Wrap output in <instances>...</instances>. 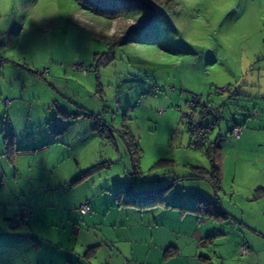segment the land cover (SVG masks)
<instances>
[{"label":"rangeland","instance_id":"obj_1","mask_svg":"<svg viewBox=\"0 0 264 264\" xmlns=\"http://www.w3.org/2000/svg\"><path fill=\"white\" fill-rule=\"evenodd\" d=\"M134 1L114 0L112 6L102 4L106 10L100 8L97 12L104 11L106 15L88 8L83 10L76 0H11L7 13L10 23L6 29L0 28L2 33L10 29L12 42L5 51L21 68V71L12 69L5 78L0 72L3 94L0 100L10 99L7 95L12 93L7 82L10 75L18 79L14 85L19 91L24 85L26 90L34 89L36 85L46 86V95L68 97L84 107L83 111L99 114L114 127L106 138L99 137L102 144L97 145L92 140L95 134H84L85 127H80L81 133L78 134L74 127L76 123H72L66 140L72 148L77 151L79 148L80 165L56 167L55 172L63 171L62 177L69 182L55 190L52 214L43 220L38 230L41 237L48 239L50 246L62 248L60 257L67 255L68 258L69 255L68 259L77 264H105V254H93L89 248L93 241L89 237L86 246L76 244L78 236L66 228L59 204L65 207L67 217L75 216L73 222L79 227L85 228L89 224L78 215L69 213L68 201L60 202L61 196L66 197L74 192L76 184H82L89 192L94 188L103 195L106 200L104 208L114 196L118 197L116 204L122 207L121 212L129 213L130 223L150 226V230L155 226L162 228L163 223H155L153 219L160 216L162 210L174 220L175 212L180 213L179 208H164L163 204L157 203L156 190L166 188L162 196L167 205L192 207L198 197L217 200L213 186L201 178L197 169L210 168L206 152L189 147L190 134L184 116L189 110L187 104L193 94L208 92L204 100L214 101L223 117L215 131L226 133L225 122L229 125V114L239 112H231V100L225 99L224 106L220 104L225 91L217 94L215 87L227 85L230 88L229 84L234 85L235 81L264 86V19L257 20L255 10L247 8L248 14H245L244 4L241 5L240 1L239 5L233 4L236 0ZM128 2L132 5H127ZM34 4L48 18L24 31L21 21ZM118 9L124 13L114 17ZM152 26L154 29L149 31ZM142 30L143 34L135 33ZM1 52L0 56L5 57ZM22 65L36 66L37 78L43 77L44 82L50 84L52 81L59 92L56 88V91L50 89L43 80L37 82L22 69ZM74 65L82 67L74 68ZM226 92L231 94V88ZM0 107L2 131L9 128V121L4 107ZM250 110L252 108L247 106L242 116ZM94 123L96 121L86 118L83 124L89 127ZM125 141L137 145L139 154L138 159L134 154L135 165ZM46 156L47 153H42L19 158L21 174L27 173L30 164L35 172ZM0 171V184H3L7 170L2 161ZM82 171H86L87 176L72 184L70 181ZM229 176H226V187L231 185ZM21 184L25 185V182ZM243 186L247 187L240 184L236 188L242 190ZM6 191L0 186V194ZM255 194L254 190L248 199H255ZM112 214L103 224L111 225ZM258 218L250 215L243 219L262 231L258 232L261 236L247 227L227 221L214 223L209 219L199 225V232L205 233L203 245H198L195 250L192 246V255L183 257L184 263H181L264 264V218ZM1 225L10 227L0 219ZM25 226L21 224L20 228ZM185 226L182 230L189 233L187 228L191 229L193 223L186 222ZM11 231L16 233L18 230L11 228ZM214 234L218 235L206 244L205 238ZM246 234L253 238L257 236V242L249 244L244 239ZM1 236L13 238L4 233ZM175 236L181 237V243L186 242L187 236L183 238L178 233ZM238 239L249 244L254 252L253 260L244 263L245 255L233 247Z\"/></svg>","mask_w":264,"mask_h":264},{"label":"crops","instance_id":"obj_2","mask_svg":"<svg viewBox=\"0 0 264 264\" xmlns=\"http://www.w3.org/2000/svg\"><path fill=\"white\" fill-rule=\"evenodd\" d=\"M238 1L241 2V5L244 4L242 6H244L245 14H248L247 11L252 9L255 10L257 20L264 19V0H236L233 4L239 5ZM80 6L84 10L85 7ZM66 18H69V15ZM2 32L0 31V52L3 51L5 57L1 56L3 60L0 72L4 77L5 74H10L12 69L15 68L17 71H21V68L17 67L15 62L12 61V57L8 56L7 51H5L12 42V35L9 34L10 29L8 28L5 33ZM28 66L22 65V69L28 71L37 82H44L43 77L37 78L39 76L37 67ZM48 73H50V70ZM18 76L21 78L20 75ZM23 78L26 79L24 76ZM17 80V78H11L9 75L7 82L9 81V90L12 93L7 95L10 96V99L0 100V105L4 107V114L9 121V128L0 131V161L3 162L7 170L5 181L0 186H3L5 191L8 190L9 195L7 196V191L0 194V219L9 223L10 226H0V264H77L68 259L70 258L69 255L68 258L67 255L60 257L59 251L62 248L50 246L48 239L41 237L38 230L43 220L52 214L53 210L51 209L55 206L53 201L56 194L55 190L63 185L66 186L69 182L62 177L63 171L55 172L56 167H61L63 164H71L74 167L75 164L80 165L79 148L78 151L72 148V144L66 140V134L69 132L72 123H76L74 127L78 134L81 133L80 127H85L84 134L86 132L91 135L95 134V139L92 140L98 145V143L102 144V141L99 138L101 136L94 130L95 123L93 125L89 124V127L88 124L83 123H86V118L96 121L92 116L86 115L88 113L100 118L101 116L90 110L83 111L84 107L68 97H63V95L51 98L44 92L46 86L42 88V86L36 85L34 89L26 90V85H24L22 91H19L14 85ZM50 82L51 84L44 83L48 84L50 89L59 92L57 87L53 86V82ZM229 85L231 94L224 93L223 99L231 100V108L233 109L231 112L238 111L239 114L236 112L229 114V125L225 122L227 126L226 133L220 134L215 131L211 136L212 140H216L221 151L222 179L220 188L215 192V195L223 210L236 220L227 222L250 228L253 232L258 233L262 231L243 218L250 215L259 217V220L264 218V195L252 199L254 201L248 199L254 190L264 187V86L248 81H235L234 85ZM59 94L61 95V93ZM206 94L202 93V96L208 97L209 94ZM0 96H3L1 91ZM247 106L252 110L246 113V116H242ZM253 111L258 112L257 118L251 117ZM66 114H74L75 117L67 119L65 118ZM101 120L102 124L112 126L103 119ZM226 121L228 122V120ZM24 122H26L25 125ZM234 124L241 125L242 130L238 139H233L229 133ZM7 135L12 137V149L15 152L13 164L9 162L5 154V137ZM42 153H47L45 161L40 162L42 165L36 167L34 172V166L30 164L27 173L22 175V162L18 159ZM83 172L85 171L80 173ZM228 174H230L231 185L226 187L225 181ZM22 182H25V185H22ZM240 184L247 187L244 188L243 186L242 190L236 188ZM73 191L68 193L66 197L61 196L59 201H68L66 208L70 209L83 202H88L91 212L78 216L89 225L85 228L79 227L73 222L75 216L67 217L64 211L65 207L59 204L62 221H64L66 228H69L68 231L72 229V234L78 236L76 244L84 247L88 244L87 238H91L93 245L89 248L96 256H99L101 252L105 254V264H183V257L192 255H190L192 246H195V250L198 245H203V235L205 233L199 232V225H203L209 219H198L196 214L191 211L194 206L167 205L165 203L166 199L163 197L162 207L179 208L180 213L176 214L175 212L174 220L166 210H162L160 216H154L153 218L155 223H163L161 230L157 226L150 230V226L131 224L129 213L121 212L122 207L117 206L115 196L113 201H109L110 204L107 203V207L104 208L106 200H104L103 195L98 194L96 189L93 188L89 192L86 186L76 184ZM20 204H26L32 210L31 220L25 223L26 226L22 228H20L21 224L15 226L11 223V219L16 214ZM258 204L259 206L255 208L254 206ZM70 209L69 213L75 214ZM253 210H255L254 213ZM112 212L111 225L103 224V221ZM186 222L191 225L193 223L191 229L187 228L189 233L182 230L187 227L185 226ZM214 223L222 222L214 221ZM11 228H17L18 231L14 233ZM2 233L12 235L13 238H2ZM175 233L183 238L187 236L186 242L181 243V237H176ZM258 234L261 236V233ZM254 237L244 235V239L252 245L258 240L257 236ZM246 241L240 242V239L235 241L233 247H236L238 253L239 246L242 243H247ZM170 247H173L174 251L167 253L166 250ZM169 253L171 254L168 256ZM56 254L58 255L56 256ZM253 254L254 252L250 247L249 253L245 255L244 263L253 260Z\"/></svg>","mask_w":264,"mask_h":264},{"label":"trees","instance_id":"obj_3","mask_svg":"<svg viewBox=\"0 0 264 264\" xmlns=\"http://www.w3.org/2000/svg\"><path fill=\"white\" fill-rule=\"evenodd\" d=\"M80 5H82L85 8H88L89 10L92 9L95 10V12L99 11L98 9L103 8L104 5L102 4H106V6H112L113 1L114 0H76ZM134 1V0H131ZM135 2V1H134ZM124 5V4H121ZM127 5H132L131 3L128 2ZM105 8H103L104 10ZM106 10V9H105ZM104 10V11H105ZM121 9H118L117 14H114V17L124 13L120 11ZM97 12V13H101V14H106V12ZM107 15V14H106ZM113 18V17H112ZM155 26H152L150 30H153ZM135 33H139V34H143V30L141 32H135ZM134 33V34H135ZM130 37V36H129ZM128 39V38H127ZM130 39V38H129ZM128 39V40H129ZM1 50V48H0ZM1 53V52H0ZM100 59V58H99ZM2 57H0V67L2 64ZM227 86V85H226ZM228 87V86H227ZM218 87H215V92H217ZM230 88L228 87V90ZM227 93V92H225ZM217 94H219V92H217ZM221 94V93H220ZM193 96L199 97V103H195L192 106H188L189 110L188 112L185 114H189L191 111L193 112V114H195V118L194 119H189L185 117V122H186V128L190 134V141H189V147L192 149H195V147H193V143L195 142V140L192 138V133L191 131H193L192 127L194 124H197L199 126V130L201 133H203V137L202 139H206L203 147L199 150H204L208 156L209 159V163H210V168H197L198 171L201 173V178H204L206 180H208L211 185L213 186V189L215 192H217L220 188V183H221V179H222V172H221V160H220V147L218 145V143L216 142V140H212L211 136L214 133V131L216 129L219 128V124H220V120L223 118L221 113H220V107H217V104L213 101V103L209 100L206 99L204 100L202 95H198V94H193ZM222 106H224L226 104L225 99H223V101H221ZM206 107V111L203 114L201 113L202 109ZM210 107L211 110L208 108ZM253 113H256L258 116V112L253 111L251 113V117H253ZM81 114H85V113H81ZM86 115H90L92 116L95 120V126H94V130L101 136V137H107L109 133H111L112 131H114V128L112 126H108L105 124H102V120L100 117H97L95 115H91L90 113L86 114ZM75 117L74 114H66L65 118H73ZM253 118H257V117H253ZM220 119V120H219ZM234 127H239L241 129V125L239 124H234L229 133L230 136L233 139H238L235 138L234 135L232 134V129ZM242 130V129H241ZM207 137V138H206ZM5 140V154L8 157V160L11 164L14 163V150L12 149V137L11 135H7ZM128 149H129V153L131 155V160L134 163V154L137 156L136 158L138 159V149H137V145L134 142H127L125 141ZM197 149V148H196ZM135 165V163H134ZM87 176V172H83L80 173L77 177H75L71 183H75V182H79L82 178H85ZM166 188H161L159 190L154 191V194H156V202L162 204L163 202V196H162V191H165ZM151 191V190H150ZM256 194H255V198L259 197L261 195H264V187L262 188H258L255 190ZM118 199V197L116 198ZM131 202V201H130ZM71 210V209H70ZM191 211H193L196 216L198 217V219H200L202 216L203 218L206 219H210L216 222H223V221H236L234 218H232L231 216H229L222 208L221 204L219 203L218 199L217 200H210L207 198H203L200 197L197 199L194 207L191 209ZM76 214V213H75ZM79 215V214H77ZM28 223V222H27ZM218 234H214V235H210L207 238H205L206 243L212 242L214 240V237H216ZM242 245H245L248 248V253L250 251V248L247 246L246 243H242L239 246V253L242 255H246L247 253L243 254L240 252V247ZM169 251H174L173 247H170L166 250V252L168 253ZM171 253L168 254V256Z\"/></svg>","mask_w":264,"mask_h":264},{"label":"built area","instance_id":"obj_4","mask_svg":"<svg viewBox=\"0 0 264 264\" xmlns=\"http://www.w3.org/2000/svg\"><path fill=\"white\" fill-rule=\"evenodd\" d=\"M106 55L107 54H105L104 56H106ZM109 57H110V55H109ZM78 67H82V65H74V68H78ZM222 91H225V92L228 91V87L224 86V87H221V88L217 89V92H221L222 93ZM195 103H197V104L199 103V97L193 96V97L190 98L188 105L192 106ZM208 108L211 110L210 107H208ZM206 109L207 108L204 107L202 109L201 113L203 114L204 112H207ZM185 114H184V116L186 118L191 119V120L196 117L195 114H193L192 111L189 114H187V115H185ZM253 117H257V114L253 113ZM192 128H193L192 129L193 131H191L192 138L195 140V142L193 143V147H195L197 149H201L203 147L206 139L205 140L202 139L203 133L200 132L199 126L197 124H194ZM240 133H241V129L239 127H234L232 129V134L234 135L235 138H238L240 136ZM70 211L72 213H76V214H79V215H85V214L91 212V208H90V205H89L88 202H83V203L75 206L74 208H72ZM31 218H32V210H31V208L28 205H26V204H20L18 206V210H17L16 214L11 219V223H12V225L17 226V225L25 224V223L29 222L31 220ZM240 252L243 253V254L248 253V248L245 245H242L240 247Z\"/></svg>","mask_w":264,"mask_h":264},{"label":"clouds","instance_id":"obj_5","mask_svg":"<svg viewBox=\"0 0 264 264\" xmlns=\"http://www.w3.org/2000/svg\"><path fill=\"white\" fill-rule=\"evenodd\" d=\"M11 0H0V28L6 29L8 24L10 23L8 17V8ZM46 15L43 13L40 7H36L35 4L28 8L24 13V19L21 21L22 27L24 31H27L32 24H40L44 19H46Z\"/></svg>","mask_w":264,"mask_h":264},{"label":"snow or ice","instance_id":"obj_6","mask_svg":"<svg viewBox=\"0 0 264 264\" xmlns=\"http://www.w3.org/2000/svg\"><path fill=\"white\" fill-rule=\"evenodd\" d=\"M42 2H43V0H42ZM222 2H223V0H222Z\"/></svg>","mask_w":264,"mask_h":264}]
</instances>
